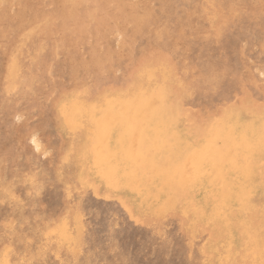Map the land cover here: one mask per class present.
Instances as JSON below:
<instances>
[{
  "label": "rangeland",
  "instance_id": "1",
  "mask_svg": "<svg viewBox=\"0 0 264 264\" xmlns=\"http://www.w3.org/2000/svg\"><path fill=\"white\" fill-rule=\"evenodd\" d=\"M114 1H117V4ZM131 1L133 4H145L154 12L157 11V3L160 2ZM118 3L122 4L121 0H75L72 3L65 0L61 9L65 11L67 17L64 15L63 20L54 22L52 26H55V32L51 36L48 35L47 28L50 19L48 13L54 5L51 0H38V5L42 9L35 15V12L31 14V10L27 9L30 6L26 7L24 2L20 1L15 6L2 3V6L5 4L7 7L3 8L5 12L2 9L3 13L0 16V111L4 106L11 107V104L15 107L31 105L33 100L36 104H42L43 98L50 91L44 87L39 89L32 87L39 72L44 76V73L51 72L48 69L50 66L53 69L56 63L63 65L66 58L71 62L67 68H78L84 59L88 62L89 55L86 50L82 51L83 55L74 54L71 51L73 49L71 43L61 46L54 41H62L66 34H63L64 31L76 28L83 34L86 31L84 28L99 24L98 14L101 9L110 5L119 10L121 5ZM169 8L176 10L172 21H160L157 16L151 17L152 21L143 22L137 38H133L134 34L131 35L133 39L129 40L132 42L130 50L134 55L133 63L135 65L149 63L147 71L149 76L161 84L163 92L166 90L171 97L175 96L176 103H180L178 97L181 92L187 94L185 97L182 96L183 100L189 98L191 89L195 92L200 90L202 98L208 97L217 90V85L223 78L222 67L217 66L219 61L215 59L222 49L223 30L239 21L238 14L249 13V20H255L264 12V0H193L178 2ZM102 26L107 27L106 24ZM72 35V41L76 38L85 39L76 33ZM194 47L200 50L193 53ZM188 59L192 64L187 63ZM185 65V79L187 78L188 83L182 84L179 80L178 85L174 86V75H177L175 72H179L178 67ZM23 66L25 69H22ZM214 68L218 70L215 72ZM23 71L25 77H22ZM193 77L194 85H190ZM50 79L48 75L42 86L48 84ZM246 80L243 77L238 80L239 93L243 90L253 92V86L250 84L252 79L249 77ZM261 84L264 85L260 82L259 85ZM88 85L89 81H86L85 86ZM253 93L264 102V94L258 88H254ZM51 98L46 102L44 100L48 107L54 106L52 103L54 96ZM168 99L170 98L167 97ZM174 102H171L172 111L166 116V121L171 125L180 121L178 116L180 108H174L176 106ZM38 113L32 110L30 116L32 122L37 120ZM2 117L3 115L0 116V123L4 119ZM64 118L67 116L58 115L53 110L47 114L49 120L47 133L55 145L54 157L43 155L44 150L37 151L28 141L25 143L26 146L23 144L18 146L16 164L11 167L9 173H2L5 164L0 157V264H264V244H260L259 241L255 243L256 241L251 239V243L246 245L239 242L230 245L224 251L225 256L222 259L221 255L217 254V249L206 247V244L214 239L211 221L200 222V216H196L194 223H188L189 220H185L179 211H172L170 205L159 208L152 203L151 209L143 213L140 208L142 203H137V200L129 205L125 199L104 196L98 191L96 182L85 185L80 180L82 171L89 168L95 154L102 159L106 152L102 146L97 150L90 149L91 146L81 147L79 139L116 132L107 124L103 130L98 131L97 126L96 128L76 127L74 124L63 126L61 120ZM75 118L78 119V116ZM98 118L101 120L103 117ZM262 119L264 120V117ZM55 121H58V125ZM59 126L64 127L61 129L73 138L78 147L75 154L65 159V162L56 149ZM200 129L208 132L204 128ZM169 131L173 132L175 128L171 127ZM235 132L232 137L241 134L240 130ZM224 137L230 138L228 134ZM167 138V156L173 154L170 158L174 161L188 159V156L178 157L180 152H176L175 149H182L186 154L192 153L189 159L194 161L191 165L184 166V170L183 166L167 168L168 178L177 180L183 178L179 182L168 184V194L181 191L188 194L197 192L198 185L195 182L204 180V177H208L214 171H242L247 177L258 176V173H261L264 177V158L258 164L256 157H250L247 162L251 163L247 166L239 164L238 158L233 167L228 166L224 169L216 167L212 162L214 159L224 161L228 152L252 153L255 148L230 146L229 151L222 152L223 144L211 139V145L202 146L200 150L198 145L179 141L178 138L176 141L171 139L169 134ZM138 148L139 145L136 146V150ZM57 168L61 169V174L58 172L56 175ZM137 168L144 169L143 166ZM150 170L154 171L152 168ZM256 171L258 172L255 173ZM199 185H203V192L207 189L211 192L216 190L212 179ZM46 187L54 195L52 214L56 216L55 218L50 215L38 216L40 212L38 195ZM208 201L211 199L204 198L202 203L206 205ZM253 206L254 203L251 205L250 202L247 203L245 216L247 220L255 223L259 217V210L257 206L255 208Z\"/></svg>",
  "mask_w": 264,
  "mask_h": 264
},
{
  "label": "bare ground",
  "instance_id": "2",
  "mask_svg": "<svg viewBox=\"0 0 264 264\" xmlns=\"http://www.w3.org/2000/svg\"><path fill=\"white\" fill-rule=\"evenodd\" d=\"M20 1L24 2L26 7L30 6L27 9L31 10V14L35 12V15L42 9L38 5V0H0V16L3 13L2 9L7 7L5 4L2 6V3L15 6ZM51 1L54 5L48 13L49 36L55 32V26H52L54 22L63 20L64 15L67 17L65 11L61 9L65 0ZM70 1L75 2V0ZM191 1L193 0H156L158 8L154 12L145 4H133L131 0H121L122 4L118 3L121 5L119 10L110 5L101 9L98 14L100 26L96 24L84 28L86 31L83 34L77 30L78 28L64 31L63 34L66 33L64 39L54 43L61 46L71 43L73 48L71 51L74 54L82 53L83 55L82 51L86 50L89 61L85 62L84 59L82 62L84 66L80 63L78 68H67L71 62L66 58L63 65L56 63L53 69L50 66L48 69L51 72L44 73V76L42 72H39V75L35 76V82L32 83L34 85L31 86L49 89L50 93L48 95L46 93L47 96L43 98L42 104H36L33 100L31 105L4 106L0 111L4 117L0 123V157L5 164L2 167V173L11 171V167L16 164L18 146L25 145L26 141L37 151L44 150L43 155L48 154L50 158L54 157L55 145L47 133L49 124L47 114L52 110L58 115L67 116L61 120L63 126L66 124L83 128L97 126L98 131L103 130L104 125H110L113 131L119 134L102 133V135L96 134L90 138L79 139L81 147L91 146L93 150L101 146L105 148V157L100 159L98 154H95L94 161H91L88 168V176L96 182L98 191L104 196L125 199L129 205L137 200V203H142L140 204L142 207H139L143 213L151 209L153 203L159 208L170 205L173 208L172 211H179L185 220H189L188 223H194L196 216H200V222L211 221L210 227L214 239L209 241L206 247L217 249V254L223 259L226 248L238 242L246 245L254 239L255 243L259 241L260 244H264V177L261 173H258V176L247 177L242 171H214L208 177H204V180L195 182L198 185L197 192L188 194L181 191L168 194V184H174L183 178L180 180L168 178L167 168L183 166L184 170V166L187 167L194 161L189 159L192 153L186 154L182 149H175L176 152H180L178 157L188 156V159L174 161L170 158L173 154L167 156V135L169 134L171 139L176 141L178 138L179 141L196 144L200 150L202 146H210L211 139L223 144L222 152L229 151L230 146L256 149L252 153L228 152L224 161L214 159L212 162L221 169L233 167L238 158H240L238 163L242 166L251 163L247 162L250 157H256L258 164L264 158V120L262 119L264 102H261L258 95L253 93L254 88H258L264 94V85H259L260 82L264 83V12L255 20H249V13L238 14L239 21L234 25H228L223 30L222 49L215 56V59L219 61L217 66L222 67L223 70V78L219 81L217 90L202 99L199 95L197 98L190 97L185 103H176L174 102L176 97H171L166 90L163 92L161 84L149 76L147 73L149 63L137 65L133 63L134 55L130 50L132 42L129 39L133 34V38H137L143 22L152 21L151 17L157 16L160 21H172L176 10L169 6L178 2ZM103 24L107 27L102 26ZM73 33L84 37L85 39H82L84 42L77 38L72 41ZM199 50L194 47L193 53ZM189 60L187 63L192 64L188 62ZM41 63L42 61L39 64ZM185 67L186 65L180 66L179 72H175L177 75H174V86L178 85L179 80L182 84L188 83L187 78L185 79ZM20 69L19 67V72ZM22 69L25 67L23 66ZM213 70L216 72L218 69ZM248 74L252 79V83L248 82L253 86V92L241 90L242 92L239 93L238 80L242 77L248 80ZM48 75L51 81L42 86ZM22 77H25V71ZM86 81H89L87 87ZM193 82L194 77L190 85H194ZM51 93L54 96L52 103L56 109H53V105L48 107L44 103V100L46 102L51 98ZM167 97L170 99L167 100ZM172 101L176 103L174 108H180L178 110L180 121L174 125L166 121L167 113L173 109ZM32 110L39 112V117L34 122L30 119ZM77 116L78 119L75 118ZM99 116L103 118L99 120ZM57 122L55 121L56 124ZM62 127H58L59 138L56 149L65 162V159L75 154V149L78 147L73 138L65 134ZM171 127L175 128V131H169ZM235 130H240L241 134L232 137L236 133ZM225 134H228L230 138L224 137ZM138 145L140 148L136 150ZM129 148L131 149L128 150ZM199 149L196 148V150ZM139 166H143L144 169L137 168ZM151 168L154 171H151ZM58 172L61 174L60 168L56 169V175ZM211 179L214 180L216 190L211 192L207 189L203 192V185L199 184ZM230 184L233 185L230 186ZM38 196L40 197L36 196L37 199L39 198L38 216L50 215L55 218L56 216L52 214L54 199L52 191H48L46 187ZM204 198H209L211 201L205 205L202 203ZM248 202L250 205L254 203L253 208L257 206L259 210V217L256 218L255 223L246 219ZM174 212L171 213L174 214Z\"/></svg>",
  "mask_w": 264,
  "mask_h": 264
},
{
  "label": "crops",
  "instance_id": "3",
  "mask_svg": "<svg viewBox=\"0 0 264 264\" xmlns=\"http://www.w3.org/2000/svg\"><path fill=\"white\" fill-rule=\"evenodd\" d=\"M181 95L184 97L187 94L186 93L183 94V92H181L180 93V97H178L180 99L179 100L180 103H185L190 97L197 98L200 95V90H198L197 92H195L194 89L193 90L191 89V92H189V94H188V97L189 98H186L185 100L182 99V96ZM201 99H202V97H201ZM182 105L184 106V104H182ZM114 134H119V133L116 132ZM90 149H92V148H90ZM128 150H130V148ZM80 157H81V154H80ZM87 157L89 159V156H87ZM86 166H88V165H86ZM80 180H81V182H84L85 184L90 183V182H95L93 179H91L88 176V169H85L84 171H82V174L80 175Z\"/></svg>",
  "mask_w": 264,
  "mask_h": 264
}]
</instances>
